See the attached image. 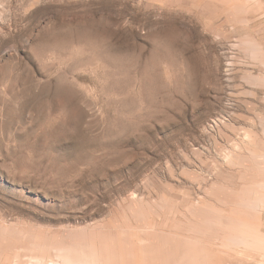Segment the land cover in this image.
Here are the masks:
<instances>
[{"label":"rangeland","instance_id":"1","mask_svg":"<svg viewBox=\"0 0 264 264\" xmlns=\"http://www.w3.org/2000/svg\"><path fill=\"white\" fill-rule=\"evenodd\" d=\"M264 264V0H0V264Z\"/></svg>","mask_w":264,"mask_h":264},{"label":"bare ground","instance_id":"2","mask_svg":"<svg viewBox=\"0 0 264 264\" xmlns=\"http://www.w3.org/2000/svg\"><path fill=\"white\" fill-rule=\"evenodd\" d=\"M54 264H56V263H54Z\"/></svg>","mask_w":264,"mask_h":264}]
</instances>
